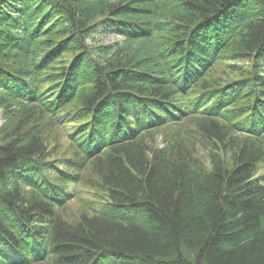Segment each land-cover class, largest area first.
I'll use <instances>...</instances> for the list:
<instances>
[{
    "label": "trees",
    "instance_id": "trees-1",
    "mask_svg": "<svg viewBox=\"0 0 264 264\" xmlns=\"http://www.w3.org/2000/svg\"><path fill=\"white\" fill-rule=\"evenodd\" d=\"M263 66L264 0H0L15 264H264Z\"/></svg>",
    "mask_w": 264,
    "mask_h": 264
},
{
    "label": "rangeland",
    "instance_id": "rangeland-1",
    "mask_svg": "<svg viewBox=\"0 0 264 264\" xmlns=\"http://www.w3.org/2000/svg\"><path fill=\"white\" fill-rule=\"evenodd\" d=\"M107 27H98L97 31L94 33L92 36L91 44H97V43H102V44H111L116 41H120L121 38L118 36L115 32L116 29L114 28H108ZM248 63L246 62H232L228 61L227 63H223L215 70L213 76L220 80H226V79H237L239 78L244 70L247 68ZM2 124V118L0 116V125ZM71 126L68 125V128ZM59 137L57 138V143L54 144V139H50L48 143L50 144L51 150L49 151V155L51 159H55L57 157H61L63 155H67V142L66 138L62 136L61 141H59ZM259 175H264V167H262L261 171L259 172ZM70 190L74 189V185H70L69 187ZM76 205L71 204L70 208H75ZM33 247V246H32ZM33 248L29 250H33ZM28 250V251H29ZM27 251V252H28ZM27 252H23L20 249L16 248H11L9 247L5 239L0 235V264H15L18 263L22 260L26 259H33L35 255H27Z\"/></svg>",
    "mask_w": 264,
    "mask_h": 264
}]
</instances>
